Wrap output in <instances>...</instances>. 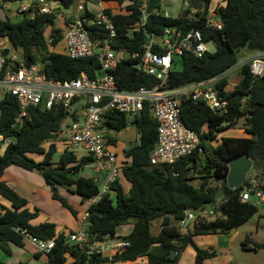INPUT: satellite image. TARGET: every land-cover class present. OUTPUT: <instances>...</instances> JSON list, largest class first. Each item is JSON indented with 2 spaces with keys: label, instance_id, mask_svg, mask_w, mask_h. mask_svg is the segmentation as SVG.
<instances>
[{
  "label": "trees",
  "instance_id": "trees-1",
  "mask_svg": "<svg viewBox=\"0 0 264 264\" xmlns=\"http://www.w3.org/2000/svg\"><path fill=\"white\" fill-rule=\"evenodd\" d=\"M11 3L24 0H1ZM60 2L65 9L76 5L77 0H53ZM129 1L131 4L124 9L113 11L107 9L114 21L118 37L115 39L116 49L128 52L145 51L144 46L149 35L161 36L167 28H178L184 33L191 29H199L207 41L215 42V52L206 53L202 59L192 55H184L174 59V66L168 79V88L214 78L238 64V52L247 48L251 42L260 46L264 54V0H190V8L197 12L200 21L190 22L188 11L179 18L165 17L158 11L143 26L141 8L147 0H104L106 3L117 2L120 6ZM218 6V12L224 24L223 31L214 32L205 29L204 21L210 6ZM57 14L39 15L34 20L27 16L21 17L17 23L0 20V41L8 40L15 49H22L28 62L36 60L44 62L49 78L60 81H72L82 73L95 78L99 73L100 64L97 59H71L66 54H58L49 50L45 33L53 27ZM94 15L90 14L89 18ZM72 19V18H71ZM70 23V19L68 20ZM140 28L135 38L121 36L127 29ZM92 38H104L107 33L103 28L90 26ZM55 39L53 45L62 39V30L53 29ZM180 62L181 69L177 68ZM135 61L128 60L119 64L115 76L121 89L134 91L140 87L154 88L157 80L139 75L135 69ZM241 82L235 89L225 94L229 102V112L225 116L215 115L203 103L185 100L181 104L182 119L185 125L198 133L204 142V154L194 155L174 167L153 166L150 156L157 144V124L149 108L139 116H134L129 123L128 115L108 113L102 126L107 132L120 133L131 124L139 134V144L124 152L130 164L125 165L118 180L110 185V193L101 197L99 202L88 205L87 201L100 194L98 183L92 178H76L92 161V157L78 158L66 148L54 164V156L58 147L48 143L59 136L68 111L55 106L46 111L37 108L32 111V118L26 121L19 130L11 128L18 113L17 101L7 95L0 103V135L12 138L9 146L0 145V197L8 201L10 208L1 207L0 212V249L11 256L10 245L25 247L22 232L40 240L55 239V246L45 253L43 264H113L117 261L134 262L146 259L147 264H177L180 252L196 236L211 234H227L246 223L258 211L252 203H242L241 188L228 195L223 188L224 198L215 214L198 216L192 229L186 228L181 233L174 223L185 218L186 211L198 212L209 206L216 207L217 189L209 185L211 179L222 180L224 183L229 173L228 164L233 159L248 156L255 169L264 171V77L256 79L250 74L249 66L240 70ZM227 85L225 80L220 87ZM77 120V119H74ZM244 120L245 133L248 138H222L216 148H210L209 141H215L217 134L228 127L237 126ZM110 144L117 141L107 136ZM30 155L42 157L40 162ZM17 166L24 170L39 172L46 184L51 187L52 199L58 201L72 212L75 218L78 212L68 201L59 195L58 188H66L87 204L88 218L86 231L89 242H104L107 239H119L130 245L125 250L117 251L110 260L108 256L90 254L78 245L69 242L68 234H58L56 225L44 223L34 226L32 221L38 212H30L28 201L20 197L3 180L6 170ZM264 173V172H263ZM197 176L202 179L198 187L190 184ZM130 185L128 191L124 184ZM112 193V194H111ZM162 220L161 230L154 234L152 224ZM133 222V229L128 236L117 237V229ZM19 231H16V230ZM248 241V240H247ZM262 245L245 249L257 252ZM74 258L68 263L67 256ZM204 255L197 251V262ZM0 264H5L0 262Z\"/></svg>",
  "mask_w": 264,
  "mask_h": 264
},
{
  "label": "built area",
  "instance_id": "built-area-1",
  "mask_svg": "<svg viewBox=\"0 0 264 264\" xmlns=\"http://www.w3.org/2000/svg\"><path fill=\"white\" fill-rule=\"evenodd\" d=\"M1 3L2 9L8 10L14 17L27 16L31 20L39 15L57 13L61 6L60 2L53 0H29L23 2L17 10H11V2ZM146 6L147 1L141 8L142 26L147 22ZM97 12L98 9L89 1L81 0L59 41L65 45L66 55L71 59H97L100 69L95 78H90L86 73H82L72 81L49 78L44 62L39 60L28 62L22 49H16L19 52L12 53L4 45L5 40L0 41V103L9 95L18 105V113L11 128L21 129L26 121L31 120L32 111L37 108L50 111L58 106L66 109L68 116L59 135L72 152L78 148L88 152L89 157L93 158L88 165L91 170L98 174H107L105 186L97 197L87 201L88 205L95 204L102 196L108 195L110 185L118 180L122 171L116 167L117 155L110 150L109 146L112 144L107 138L108 132L102 126L105 115L115 112L134 117L141 115L146 107L149 108L157 124L158 133L157 144L150 156V162L157 167H174L194 155L204 154V142L200 135L189 129L182 119L181 104L185 100L203 103L215 115L225 116L229 112V102L225 94L231 92L228 89V82L233 74L240 72L247 65L254 78L264 77L263 54L261 57H254L237 64L214 78L168 88L167 82L174 66V59L184 55L202 59L206 53L215 52L209 49L210 45L215 48V42L207 41L199 29L194 28L184 33L173 27L165 29L161 36L149 35L144 46L145 51L142 53L116 49L114 42L118 32L112 16L104 7L100 13L96 14ZM90 14L94 16L89 18ZM221 19L218 6H210L204 28L214 32L223 31L224 24ZM188 20L200 21L197 15ZM90 26L103 28L107 36L92 38ZM140 30V28L127 29L121 36L133 39ZM53 35L55 36L54 33L49 35L51 44L55 39ZM7 50L8 55L5 56L4 52ZM128 60L135 61L137 74L156 79L157 85L152 89L146 87L134 91L121 89L115 72L121 62ZM225 80L227 85L222 89L220 85ZM12 142V138L0 135V145L6 147ZM253 198L256 199L255 205L261 204L264 210V183L257 175L248 174L241 187L240 200L242 203H252ZM215 213V209L186 211L180 225L188 228L193 219L196 222L198 216L207 217ZM87 218L88 213L85 212L82 222ZM22 235L41 253H49L55 246V239L44 241L26 232H22ZM68 238L69 242L87 250L88 253L108 255L110 260L114 257L110 251H122L130 245L119 239H112L108 244L91 243L84 226L68 234ZM113 264L135 263L117 261Z\"/></svg>",
  "mask_w": 264,
  "mask_h": 264
},
{
  "label": "rangeland",
  "instance_id": "rangeland-1",
  "mask_svg": "<svg viewBox=\"0 0 264 264\" xmlns=\"http://www.w3.org/2000/svg\"><path fill=\"white\" fill-rule=\"evenodd\" d=\"M90 4L94 5L98 9V13L101 12L103 4H98L97 0H88ZM23 2H29V0H24L20 2H14L10 4L11 10H17ZM220 0H217L215 4L220 3ZM128 1L124 2L126 5ZM78 4V3H77ZM76 5L70 7L69 9H65L63 6H59V11H57V19L54 24V28L65 30L66 26L64 25V21L71 17L75 10ZM190 0H164L161 3L160 11L162 14L167 13L171 18H179L182 14H185L188 11V18H195L197 12L195 9L190 8L189 6ZM122 7V6H121ZM0 6V18L3 20H10L13 23H17L21 20V17H14L12 14L8 12L6 9H1ZM158 9L156 10V12ZM191 12H193L191 14ZM196 12V14H195ZM53 32H49V30L45 33V39L49 45H52L49 40V35ZM4 45L8 47V49L12 53H18L19 50H16L8 40L4 41ZM50 48V47H49ZM64 47L62 45L56 48V51L62 52ZM211 51H214L215 48L213 45L209 46ZM50 50V49H49ZM260 50H249L248 48H243L238 52V64H241L253 56H257L261 54ZM178 62V61H177ZM177 68L181 69L180 62L177 64ZM242 78L240 72L233 74L228 82L229 91H233L235 87L241 82ZM129 123H131L133 117L128 116ZM245 127L244 120L238 122L237 126L228 127L222 130L217 134V138L215 141L207 142L210 148H216L220 143L221 139L224 137H245ZM111 137L116 139L117 146L110 145L109 148L117 155V163L116 167L121 169L125 166L124 164V156L123 153L128 148L136 146L139 144L140 138L138 131L129 124L128 128L120 133L111 132L109 134ZM62 139L60 137H56L52 141L45 143V148L48 149L49 146L53 143L55 145L60 144L59 152L56 154L54 159V164L59 160V154L66 148L65 142H61ZM74 153L79 157L89 156L88 152L83 149H76ZM30 158L35 160L36 162H40V156L38 155H30ZM264 168V166H263ZM9 181L16 187V189L20 192L21 195L25 196L28 201L27 208L30 212H38V216L34 221L35 225H41L44 223H52L56 225L58 230L73 228L74 223L72 220L75 218L67 208L62 206V204L58 201L52 199V190L51 187L48 186L42 177V175L37 171H26L16 166L10 167ZM264 171L260 169H255L253 164V169L249 173V175H257L261 182L264 183ZM103 175V174H102ZM86 178H94L97 180L100 176L98 173H95L88 166H86L82 172L78 175ZM202 179H199L197 176L193 180H190V184L194 187H198ZM103 178H101L100 182H98L99 190L101 191L105 184L103 185ZM209 185L213 188H216L217 193V203L216 207L212 208L209 206L207 209H215L219 207L224 198L223 188H226L225 183L222 180L211 179ZM128 183H126L125 187L128 188ZM11 187V186H10ZM14 189V188H13ZM15 190V189H14ZM58 193L60 196L65 198L70 206L74 210L81 211L82 208L85 209V205L82 204L80 197L74 193L68 192L66 188H58ZM36 195L34 199H32L31 195ZM112 194V193H111ZM0 201L4 204L8 205V202L0 198ZM84 206V207H83ZM258 211L257 213L250 218L246 223L237 228L236 230L229 232L227 234H211L206 236H196L192 239V244L186 246L180 252L177 264H264V210L262 205L259 204L256 206ZM87 210V206L85 211ZM74 221V220H73ZM181 231V233H186V228L181 227L180 223H174ZM87 225L86 223L84 224ZM162 220H157L152 224V230L154 234L159 233L161 230ZM130 228L133 227V222H130L127 225ZM125 228V227H122ZM121 230V229H120ZM120 237V236H119ZM118 237V238H119ZM248 240V241H247ZM248 244L249 247H255L256 245H262L263 248L255 252L254 250L245 249V246ZM26 249L24 251L28 252L27 257L32 258L31 264H39L34 260L33 255L35 249L27 244ZM197 251H201L202 255H204L203 259L197 262ZM25 256V257H26ZM23 256L21 252L16 250V256L12 259L10 264H20L19 260ZM0 259L8 260L7 254L0 249ZM45 259L42 258L44 262ZM142 263L145 264L144 260H141Z\"/></svg>",
  "mask_w": 264,
  "mask_h": 264
},
{
  "label": "crops",
  "instance_id": "crops-1",
  "mask_svg": "<svg viewBox=\"0 0 264 264\" xmlns=\"http://www.w3.org/2000/svg\"><path fill=\"white\" fill-rule=\"evenodd\" d=\"M81 0H77V3H79ZM88 1V0H87ZM98 1V4L99 5H101V3L103 4V7L107 10V9H112L113 11H117V10H120V9H124V8H126L127 6H129L130 4H131V2H129L128 1V3L126 4V5H124V3L120 6L117 2H111V3H106V2H104V0H97ZM164 0H162V2H163ZM2 1L0 0V6H2V3H1ZM126 2V1H125ZM76 3V4H77ZM2 9V8H1ZM95 9V8H94ZM159 12L161 13V11L159 10ZM162 14V13H161ZM164 16L165 15H167V17H169V15L167 14V13H164L163 14ZM73 16V15H72ZM72 16L71 17H69L68 19H66L65 18V20H67V21H64V25L67 27L68 25H69V22H68V20L70 19V21L72 20L71 18H72ZM0 20H3V19H1L0 18ZM53 29H57V28H54V27H48L47 28V30H49V32H51V30H53ZM66 29V28H65ZM46 30V31H47ZM60 30H62V29H60ZM63 31H65V30H62V33H63ZM53 33V32H52ZM48 44V43H47ZM60 45H62L63 47H64V49H63V51L62 52H58V51H56V48L58 47V46H60ZM48 47H50L49 49H50V51L51 52H54V53H58V54H66V51H65V45L63 44V43H60V42H58L57 44H55V45H49L48 44ZM263 55V53H261V54H259V55H257V56H253L252 58H254V57H261ZM111 132H108L107 133V136L110 134ZM233 135H230V137L229 138H248L249 136L247 135V134H245V137H232ZM58 137H60L61 139H62V141L61 142H63V138L59 135ZM224 138H226V137H224ZM64 143V142H63ZM112 145H115V146H117L118 145V143H115V144H112ZM59 146H60V144H57V147H58V152H59ZM129 149V148H128ZM57 152V153H58ZM125 152V151H124ZM63 153V151L59 154V157H60V155ZM123 156H124V153H123ZM55 157H56V155L54 156V159H55ZM78 158H82V157H79V156H77ZM84 157H87V156H84ZM41 159H40V161L42 160V157H40ZM124 164L125 165H128V164H130V160H128V159H126L125 158V156H124ZM59 161V160H58ZM53 162H54V160H53ZM58 163V162H57ZM57 163H55V164H57ZM17 167V166H16ZM22 169V168H21ZM10 167L6 170V172H5V174H4V176H3V178H2V180L10 187L11 186V188L20 196V197H25V196H23V195H21L20 194V192L16 189V187L15 186H13V184L9 181V179H10V177H9V174H10ZM24 170V169H23ZM122 170V169H121ZM27 171V170H26ZM82 172V171H81ZM80 172V173H81ZM79 173V174H80ZM79 174H77V175H75L76 176V178H80V177H82V176H78ZM103 174V175H102ZM101 175V176H100ZM99 176H100V180H101V178H103V183L104 184H106V181H107V174L106 173H100L99 174ZM9 178V179H8ZM84 178H86V177H84ZM92 179H94V178H92ZM100 180H99V178L96 180V182L98 183V182H100ZM103 184V185H104ZM124 184V189L126 190V191H128V189H129V187H130V185L128 186V188L127 187H125V185H126V183H123ZM35 194L34 195H31V197H32V199H34L35 198ZM0 198H2V197H0ZM3 199V198H2ZM25 199V198H24ZM81 199V198H80ZM4 200V199H3ZM6 201V200H5ZM8 202V201H7ZM85 205V204H84ZM86 206H87V208H88V205L86 204L85 205V209H86ZM1 207H7V208H10L11 207V205H10V203L8 202V205L7 204H4L3 202H1L0 201V212H1ZM84 207V206H83ZM85 209L84 208H82V210L81 211H78L77 209H76V211L78 212V217L77 218H74L73 220H72V222L74 223V227L73 228H66V229H62V230H58L57 229V227H56V229H57V233L58 234H62V233H66V234H70V233H73V232H76V231H78L82 226H84L85 228L87 227V226H85L84 224L86 223V220L84 221V222H82V220H83V216H84V214H85ZM34 221L35 220H33L32 221V225H34V226H37V225H35L34 224ZM122 227H125V228H122ZM190 225H189V229H190ZM121 229V230H120ZM132 229H133V227H129V226H120L118 229H117V237H125V236H128L130 233H131V231H132ZM110 240H112V239H107V240H105L104 241V243L105 244H108L109 243V241ZM26 241V245L27 244H29V245H31L34 249H35V251H34V253H31L32 255H33V258H34V260L35 261H37L39 264H43V263H45L46 262V255H45V253H41V252H39L35 247H34V245H32L29 241H27V240H25ZM26 245H25V247L24 248H18V247H16V246H14V245H10L9 247H10V250H11V256H9V255H7V257H8V260H6V259H3V260H1L0 259V262H4L5 264H10V262L12 261V259L13 258H15V256H16V250L18 251H20L21 252V255L23 256L20 260H19V262H20V264H31V262H32V258H28L26 255H27V253L28 252H26V251H24L23 249H26L27 247H26ZM110 253L112 254V255H114L115 254V252L114 251H110ZM6 254V253H5ZM110 254V255H111ZM26 256V257H25ZM104 256H108V255H104ZM42 258L43 259H45L44 260V262L42 261ZM67 259H68V263H71V262H73L74 261V258H72L71 256H67ZM141 260H144L145 261V264H147V261H146V259H140V260H138L135 264H140V263H142V261Z\"/></svg>",
  "mask_w": 264,
  "mask_h": 264
},
{
  "label": "water",
  "instance_id": "water-1",
  "mask_svg": "<svg viewBox=\"0 0 264 264\" xmlns=\"http://www.w3.org/2000/svg\"><path fill=\"white\" fill-rule=\"evenodd\" d=\"M162 0H147L146 6V15L147 21L149 22L153 14L156 12L158 7L161 5ZM249 50H259L260 46L256 45L254 42H251L248 47ZM4 55H8V50L4 52ZM229 173L225 181L226 192L228 195H231L234 191L241 188L244 184L247 175L253 169V161L248 156H241L236 159H233L228 164ZM252 204H256V199L253 198ZM195 223V219H193L190 223V229L193 228Z\"/></svg>",
  "mask_w": 264,
  "mask_h": 264
}]
</instances>
